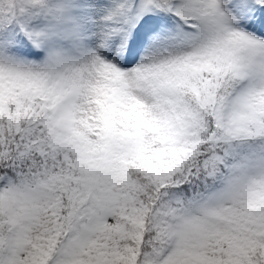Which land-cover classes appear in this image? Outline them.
<instances>
[{"label":"snow or ice","instance_id":"1","mask_svg":"<svg viewBox=\"0 0 264 264\" xmlns=\"http://www.w3.org/2000/svg\"><path fill=\"white\" fill-rule=\"evenodd\" d=\"M0 264H264V0H0Z\"/></svg>","mask_w":264,"mask_h":264}]
</instances>
